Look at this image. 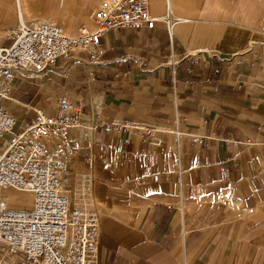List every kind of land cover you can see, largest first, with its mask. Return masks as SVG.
<instances>
[{
  "label": "crops",
  "instance_id": "0c3cea01",
  "mask_svg": "<svg viewBox=\"0 0 264 264\" xmlns=\"http://www.w3.org/2000/svg\"><path fill=\"white\" fill-rule=\"evenodd\" d=\"M99 2L0 0V45L19 21L92 29ZM167 4L172 39L161 22L112 29L101 65L75 51L19 74L3 106L24 127L81 103L66 191L98 217L96 264H264V0H149L150 14Z\"/></svg>",
  "mask_w": 264,
  "mask_h": 264
},
{
  "label": "built area",
  "instance_id": "2783aa9c",
  "mask_svg": "<svg viewBox=\"0 0 264 264\" xmlns=\"http://www.w3.org/2000/svg\"><path fill=\"white\" fill-rule=\"evenodd\" d=\"M148 6L149 0H100L94 27L82 25L69 35L49 21H19L8 29V44L0 45V264L97 263L98 217L90 209L70 207L66 191L74 156L70 132L83 122L81 103L62 96L53 113L37 109L13 133L16 121L3 101L17 75L41 74L72 52L84 51L92 66L101 65V38L112 29L151 30L161 22L172 39L176 19L169 5L161 17L152 16ZM99 126L109 130L108 124ZM8 188L29 191L30 209L9 207L1 194Z\"/></svg>",
  "mask_w": 264,
  "mask_h": 264
},
{
  "label": "rangeland",
  "instance_id": "374dc122",
  "mask_svg": "<svg viewBox=\"0 0 264 264\" xmlns=\"http://www.w3.org/2000/svg\"><path fill=\"white\" fill-rule=\"evenodd\" d=\"M95 8V7H94ZM53 23V22H52ZM56 25H59V23L57 24L56 23ZM82 25V23H79V24H77L76 25V28L78 27V26H81ZM60 26V25H59ZM75 28V29H76ZM63 29H65V28H63ZM75 29H70V30H68V29H65V31H66V33L69 35V34H73L74 32H75ZM5 42H7L6 40H5ZM37 110V109H36ZM19 130H20V128H19V126H18V124H16V125H14L13 126V128H12V132L13 133H18L19 132ZM69 170V169H68ZM15 193V192H14ZM20 193H23V192H20ZM1 194H2V196L7 200V202H8V205H9V207H11V208H21V206H23V204H24V198L25 199H28V197H23V196H19V197H17V203H13V201H12V198L13 197H11V196H9L8 194H6L5 193V190L3 191H1ZM23 194H25V193H23ZM28 201H29V199H28ZM84 201V200H83ZM83 201H81V203H82V205H80V206H78V205H74V204H72V207H78V208H84V209H87L86 207H85V202H83ZM70 202L72 203V201H71V198H70ZM15 204V205H14ZM89 209V208H88ZM90 210H91V208H90Z\"/></svg>",
  "mask_w": 264,
  "mask_h": 264
},
{
  "label": "bare ground",
  "instance_id": "6f19581e",
  "mask_svg": "<svg viewBox=\"0 0 264 264\" xmlns=\"http://www.w3.org/2000/svg\"><path fill=\"white\" fill-rule=\"evenodd\" d=\"M90 9V8H89ZM20 16V15H19ZM55 109V108H54ZM54 111V110H53ZM10 188H8V189H5V193L6 194H8L9 196H11V197H13L12 198V201H13V203H17V197H19V196H23V197H28V199H29V201H28V199H25L24 198V204H23V206H21V208L20 209H30V207H31V193L29 192V191H16V190H14V189H10ZM11 190H13V191H11ZM15 192V193H14ZM20 192H23V193H25V194H23V193H20ZM15 205V204H14ZM19 208V207H18Z\"/></svg>",
  "mask_w": 264,
  "mask_h": 264
}]
</instances>
